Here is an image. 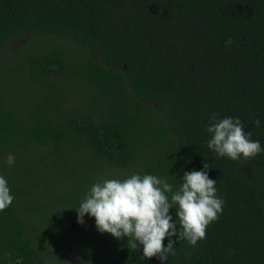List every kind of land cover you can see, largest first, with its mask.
Masks as SVG:
<instances>
[{"label":"trees","instance_id":"1","mask_svg":"<svg viewBox=\"0 0 264 264\" xmlns=\"http://www.w3.org/2000/svg\"><path fill=\"white\" fill-rule=\"evenodd\" d=\"M0 264H264V0H0Z\"/></svg>","mask_w":264,"mask_h":264}]
</instances>
